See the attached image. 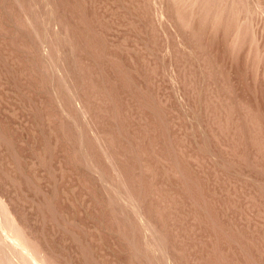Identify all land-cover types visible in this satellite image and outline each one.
Segmentation results:
<instances>
[{
  "label": "rangeland",
  "instance_id": "rangeland-1",
  "mask_svg": "<svg viewBox=\"0 0 264 264\" xmlns=\"http://www.w3.org/2000/svg\"><path fill=\"white\" fill-rule=\"evenodd\" d=\"M0 264H264V0H0Z\"/></svg>",
  "mask_w": 264,
  "mask_h": 264
}]
</instances>
